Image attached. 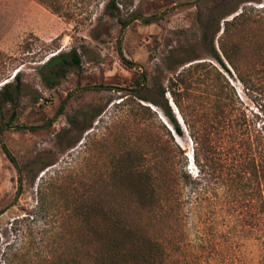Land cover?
<instances>
[{
  "label": "rangeland",
  "instance_id": "obj_1",
  "mask_svg": "<svg viewBox=\"0 0 264 264\" xmlns=\"http://www.w3.org/2000/svg\"><path fill=\"white\" fill-rule=\"evenodd\" d=\"M50 1L0 0V90L10 82L13 93V102L0 94V264H94L96 245L81 228L76 195L139 218L125 186L110 177L115 163L125 157L147 172L166 155L165 168L183 165L199 182L180 185L175 220L152 226L172 248L166 264H256L258 243L241 241L258 234L256 209L246 213L242 203L241 162L249 146L264 152V30L241 34L240 26L224 40L236 44L240 72L242 40L244 72L258 88L242 85L219 41L224 21L264 0H116L115 17L106 10L110 0ZM73 49L80 66L46 83L48 58ZM198 63L210 72L201 71L205 81L192 100L209 116L224 165L220 182L202 180L187 133L178 136L160 108L139 99L161 101L159 88Z\"/></svg>",
  "mask_w": 264,
  "mask_h": 264
},
{
  "label": "trees",
  "instance_id": "obj_2",
  "mask_svg": "<svg viewBox=\"0 0 264 264\" xmlns=\"http://www.w3.org/2000/svg\"><path fill=\"white\" fill-rule=\"evenodd\" d=\"M42 1L44 3L51 2L50 0ZM50 6H52V3H50ZM106 10H108L111 17L117 16L120 12L118 1L110 0L106 5ZM127 22V20H124L121 21V24L124 26ZM240 26L241 34L245 29L264 30V6L260 8L244 7L231 20L224 21L223 38L219 41V50L223 59L231 70L236 73L242 85L245 88H258L260 81L254 80L252 82V77L244 72L242 40L241 72L234 57L236 44H231L229 47L224 42ZM210 52L215 61L230 74L225 62L213 45ZM80 63V58L75 49L68 53L58 52L48 58L45 63V67L50 69L52 79L49 82L50 79L46 80V76H43L44 81L50 85L54 78L64 72V69L72 66L79 67ZM54 68H57V71H53ZM207 68L208 66L204 63H198L188 65L187 68L182 69L168 80L166 87L159 88L161 101L146 97H139V99L160 108L175 133L182 137L184 130L173 113L174 108L168 104L164 94L170 96L181 117L185 132L194 144L193 162L199 168L202 180L210 183L222 181L224 165L217 157L218 151L209 138V116L205 111H200L192 100L193 88L198 87L200 83L205 81L202 78L201 71L210 72ZM13 78L17 80V92L20 86L19 73H15ZM145 79L146 74L143 73L140 76V87H142ZM214 79L218 80V77H214ZM9 86L10 82L5 83L0 90V94H3V98L7 101L13 102V93L8 91ZM139 106L149 111L147 106ZM167 133L169 134L168 131ZM246 157L241 162L242 203L246 213L256 209L258 234L253 238L242 236L241 241L256 240L258 243L256 264H264V152L249 146ZM169 162L170 159L166 155L164 165ZM129 165V159L119 158L110 177L116 185L125 186L124 189L128 198L134 205L133 209L140 214L139 218L134 217L121 205L112 206L99 201H90L85 197L87 196L85 192L80 193L79 197L78 194L76 195L78 201L75 203L74 210L80 215L81 228L96 245L97 251L93 256L94 264H166L173 256L170 252L172 248L164 243L162 235L156 236L152 233V226L155 225V222L156 224L163 222L170 215L175 220L182 204V200L179 198L180 185L198 184L199 182L193 181L190 175L183 173V165L177 169L174 168L176 170L160 165L157 170L147 172H141L135 166L130 167ZM155 171H157L156 174H154ZM168 235L172 236V233H168ZM175 240V237H173L169 241L172 247Z\"/></svg>",
  "mask_w": 264,
  "mask_h": 264
},
{
  "label": "water",
  "instance_id": "obj_3",
  "mask_svg": "<svg viewBox=\"0 0 264 264\" xmlns=\"http://www.w3.org/2000/svg\"><path fill=\"white\" fill-rule=\"evenodd\" d=\"M173 104V103H172ZM169 105L171 106V102L169 103ZM174 105V104H173ZM172 107V106H171ZM173 109V108H172ZM177 110V109H176ZM173 113L175 114V112H174V110H173ZM176 115V119H177V121H178V123L182 126V128H183V130L185 131V128H184V126H183V124L181 123V117L179 116V117H177V114H175ZM166 124V123H165Z\"/></svg>",
  "mask_w": 264,
  "mask_h": 264
},
{
  "label": "bare ground",
  "instance_id": "obj_4",
  "mask_svg": "<svg viewBox=\"0 0 264 264\" xmlns=\"http://www.w3.org/2000/svg\"><path fill=\"white\" fill-rule=\"evenodd\" d=\"M171 106L173 107L172 102H171ZM173 108H174V107H173ZM175 109H176V107H175ZM175 109H174V112H175V114H177V117H179V114H178L177 110H175ZM181 123H182V120H181ZM182 124H183V123H182ZM190 160H192V158H191Z\"/></svg>",
  "mask_w": 264,
  "mask_h": 264
}]
</instances>
